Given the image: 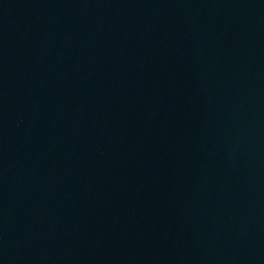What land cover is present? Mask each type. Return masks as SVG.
Listing matches in <instances>:
<instances>
[{"label":"water","instance_id":"obj_1","mask_svg":"<svg viewBox=\"0 0 264 264\" xmlns=\"http://www.w3.org/2000/svg\"><path fill=\"white\" fill-rule=\"evenodd\" d=\"M0 264H264V0H0Z\"/></svg>","mask_w":264,"mask_h":264}]
</instances>
